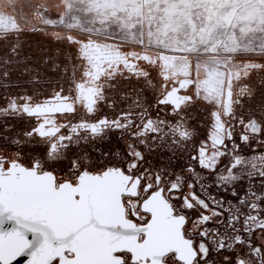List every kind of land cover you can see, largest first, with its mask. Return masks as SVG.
Instances as JSON below:
<instances>
[{
	"label": "snow or ice",
	"instance_id": "snow-or-ice-1",
	"mask_svg": "<svg viewBox=\"0 0 264 264\" xmlns=\"http://www.w3.org/2000/svg\"><path fill=\"white\" fill-rule=\"evenodd\" d=\"M0 264H264V0H0Z\"/></svg>",
	"mask_w": 264,
	"mask_h": 264
},
{
	"label": "flooded vegetation",
	"instance_id": "flooded-vegetation-1",
	"mask_svg": "<svg viewBox=\"0 0 264 264\" xmlns=\"http://www.w3.org/2000/svg\"><path fill=\"white\" fill-rule=\"evenodd\" d=\"M29 42L33 44V46H38V45H48L49 42L47 41L46 38L40 37V36H33L29 37Z\"/></svg>",
	"mask_w": 264,
	"mask_h": 264
}]
</instances>
